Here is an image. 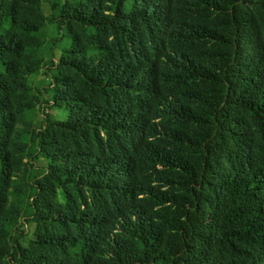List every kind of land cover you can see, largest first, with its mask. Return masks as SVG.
Segmentation results:
<instances>
[{"label":"trees","instance_id":"obj_1","mask_svg":"<svg viewBox=\"0 0 264 264\" xmlns=\"http://www.w3.org/2000/svg\"><path fill=\"white\" fill-rule=\"evenodd\" d=\"M0 264H264V0H0Z\"/></svg>","mask_w":264,"mask_h":264},{"label":"rangeland","instance_id":"obj_2","mask_svg":"<svg viewBox=\"0 0 264 264\" xmlns=\"http://www.w3.org/2000/svg\"><path fill=\"white\" fill-rule=\"evenodd\" d=\"M47 10H48L47 6L44 5V13L46 15L48 14ZM55 36H56V28H55V26L54 25H48V27L46 29V37L47 38H53ZM58 56H59L58 50H54V58L57 59ZM32 82H33V85H34V89L35 90L40 89L42 91V95H44L43 98H48V94L49 93L46 94V92L43 91L46 87H48V79L44 75V71H41L38 76L34 77L32 79ZM35 93H36V91H35ZM42 95H40V98H39L40 102H41V96ZM46 111L54 115V112L52 110H46ZM41 118H42V115H41L40 111H38L36 119H35V124L36 125H39V122L41 121ZM35 164H36L37 167H44L45 166V162L41 158L36 159ZM59 199L62 200V197L59 196ZM28 228H29L30 231H29L28 235L26 236V238L21 240L22 244H25L24 242L26 241L27 238H31L32 237L33 226L29 225Z\"/></svg>","mask_w":264,"mask_h":264}]
</instances>
